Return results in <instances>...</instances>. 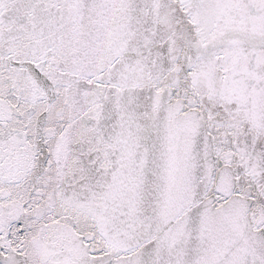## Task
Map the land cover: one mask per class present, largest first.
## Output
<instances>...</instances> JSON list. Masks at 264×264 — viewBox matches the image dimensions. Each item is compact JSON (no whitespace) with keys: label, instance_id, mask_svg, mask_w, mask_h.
<instances>
[{"label":"snow or ice","instance_id":"1","mask_svg":"<svg viewBox=\"0 0 264 264\" xmlns=\"http://www.w3.org/2000/svg\"><path fill=\"white\" fill-rule=\"evenodd\" d=\"M0 264H264V0H0Z\"/></svg>","mask_w":264,"mask_h":264}]
</instances>
